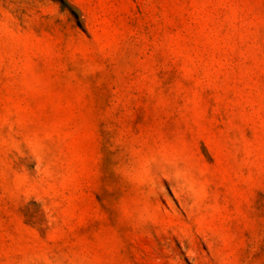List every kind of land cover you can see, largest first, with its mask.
Instances as JSON below:
<instances>
[{
	"label": "rangeland",
	"instance_id": "obj_1",
	"mask_svg": "<svg viewBox=\"0 0 264 264\" xmlns=\"http://www.w3.org/2000/svg\"><path fill=\"white\" fill-rule=\"evenodd\" d=\"M0 264H264V0H0Z\"/></svg>",
	"mask_w": 264,
	"mask_h": 264
}]
</instances>
